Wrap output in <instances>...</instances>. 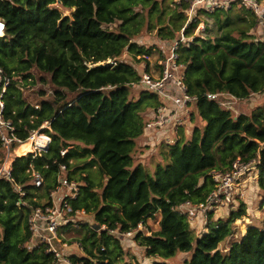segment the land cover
<instances>
[{"label":"trees","instance_id":"trees-1","mask_svg":"<svg viewBox=\"0 0 264 264\" xmlns=\"http://www.w3.org/2000/svg\"><path fill=\"white\" fill-rule=\"evenodd\" d=\"M58 6L73 13L64 15ZM188 7L189 0H0V21L6 25L0 68L13 80L5 118L24 142L46 125L43 131L52 139L42 156L17 157L13 177L35 206L40 202L34 198H47L56 188L61 165L81 183L72 208L93 215L94 226L77 231L84 255L72 256V264H132L124 263L121 239L109 231H136L150 219L158 221L159 229L135 232L134 240L148 258L159 260L154 264H169L178 254L189 255L184 264H264V222L249 227L227 251L221 249L245 215V204L201 235L176 210L186 202L205 203L216 186L211 173L231 170L236 160L261 163L257 184L264 193V106L237 114L207 99L227 92L244 101L264 92V37L258 21L237 7L204 13L199 16L205 30L197 34L201 20L188 23ZM183 29L193 41L180 48V61L206 125L171 147L163 156L167 163L157 165L152 176L140 163L138 142L159 100L145 90L132 96L131 85L141 78L137 57L148 50L135 39L155 32L169 43ZM125 52L136 65L120 59ZM35 73L54 88L53 100L44 90L36 104L27 100L26 93L37 85ZM31 167L44 177L41 191L30 184ZM19 203L13 186L1 180L0 264H53L50 255L27 250L30 212ZM102 226L106 230L98 232Z\"/></svg>","mask_w":264,"mask_h":264},{"label":"built area","instance_id":"built-area-1","mask_svg":"<svg viewBox=\"0 0 264 264\" xmlns=\"http://www.w3.org/2000/svg\"><path fill=\"white\" fill-rule=\"evenodd\" d=\"M234 7L249 10L256 17L257 28L264 37V0H189V7L185 13L188 23L193 20H201L196 32L199 34L200 31L205 30V23L199 16L200 14L228 11ZM5 31V22L0 21V40L5 37ZM184 31L183 29L175 41L165 42V45L159 48L149 47L145 54L138 57L141 78L139 82L131 85V88L143 89L158 98V107L150 110L147 115L145 141L164 145V142L168 140L166 146L169 149L183 137H185V141H188L193 131L189 132L186 128L192 123L194 129L199 127L197 122L200 120L197 115L198 97L189 93L186 84L187 67L180 61L179 56L180 48L188 46L193 41V38H187L184 35ZM108 63L113 64L111 61ZM12 81L4 69L0 68V144L5 153L3 162L0 164V181L5 180L13 186L14 193L20 199L19 205L30 212L28 225L31 238L26 245L27 250L40 251L50 255L53 257V264H72L71 257L79 256L74 251L79 250L84 253V250L80 243L68 244L64 235L67 232L80 229L81 225L85 224L79 223V221L90 215L85 210L74 211L72 208L71 202L79 196L81 183L71 180L68 176L67 166L61 165L56 188L50 192L47 198L41 200L34 198V201L40 202L39 206L31 204L26 199L27 192L24 186L18 184L13 177L14 161L20 156L17 151L24 144L32 142V152L30 153L35 159L48 151L52 139L43 131L48 125L35 131L25 142L18 138L15 125L5 118V96ZM260 95L264 96V92L254 96ZM207 99L226 109H233L243 101L227 92L208 94ZM193 114L198 116L197 121L194 120ZM14 144H18V147L14 148ZM72 148L62 150L61 156L65 157ZM260 164L257 160L249 163L236 160L231 170L225 173L213 171L211 175L216 186L206 202L199 205L186 202L176 210L185 215L189 222L194 224L200 221L203 227L205 224L207 226L211 214L216 215L218 210L229 207L234 203L235 198L241 195L242 189L246 188L247 179L254 171L259 170ZM29 173L30 184L41 191L45 181L43 175L37 172L34 167H31ZM90 227L93 229V226ZM142 227L140 225L138 230L122 235L117 231L109 232L112 235H117L120 239H131L134 238L135 232L142 231ZM104 230H106V226H102L99 231H96Z\"/></svg>","mask_w":264,"mask_h":264},{"label":"rangeland","instance_id":"rangeland-1","mask_svg":"<svg viewBox=\"0 0 264 264\" xmlns=\"http://www.w3.org/2000/svg\"><path fill=\"white\" fill-rule=\"evenodd\" d=\"M58 8L60 11H62V13L64 15H71L73 13V11L66 10L60 6H58ZM212 22L213 21L210 20L209 24H212ZM205 26H206V24H205ZM113 27H115V26H113ZM135 42H137V44H139L140 46H144V47H148V48L149 47H158L159 48V47H163L165 45V42L161 41L157 37L155 32H152V33L151 32H143L138 38L135 39ZM120 59L127 62L128 64H135V65L138 61V57H137V61H135L134 58H132L128 54V52H125ZM137 68L139 71H141L140 66H137ZM35 75H36V78L38 80L37 85L34 88H31L28 90V92L26 93L27 100L29 102L34 103V104L39 102L40 97L38 95V92L40 90H44L47 92V94H48V96L46 97L47 100H53L54 88L50 84L44 85L43 83H41L39 81V79L41 77L40 74L35 73ZM48 81H49V78H48ZM142 91H144V90L133 88L132 96L134 98H137L139 93ZM235 109H237V107H235ZM248 111H250V110H248V109L246 110L244 108V109H240L239 112H248ZM193 115H194V120L197 121L196 119L198 118V116L196 114H193ZM197 123H198V126L201 127V120H199ZM204 127H205V125L202 128H204ZM186 129L189 130V132L193 131L194 130L193 123L190 124ZM167 143H168V140L166 142H164V145L160 144L158 142H155V143L149 142L148 140L146 142L145 138L142 141L139 140V142H138V144H140L141 146L144 144V146H143L144 149L141 148L143 151L141 156H143L145 158L149 156L147 158L146 164L147 163L148 164L146 166H147V170L150 172V174L152 176L155 175V169H156L157 165H159V164L164 165L167 163L166 157H159L160 153H163V152L167 155V152L169 150V148H167V146H166ZM263 147H264V145H263ZM1 154H3L5 156V153L3 152V150L0 149V156H1ZM28 155H29V153H28ZM28 155H23V156H28ZM4 156H3V159H4ZM135 163L139 164V161L135 160ZM259 173H260L259 170L253 172V174L250 177L251 179L250 178L247 179L246 188H243L242 191L240 192L241 195L236 197L234 203L232 205H230L229 207L225 208L224 210H220V211L218 210L216 212V215H213V217L211 218L212 220H210V222L207 224V226L205 224V226L203 227V224H200L201 223L200 221H197L194 224L192 222H190V224H191L192 228H194V231L196 232V234L197 235L203 234L204 229L208 228L209 224H211L212 222L213 223L216 222V220H220V219L221 220H228L231 217L232 213H238L241 210L240 207H241L242 203L245 204L247 207L246 213H245V215L242 216L243 218L237 219V221L233 227V229H234L233 237L232 238L230 237L221 246V249H223L224 251H227L232 242L239 240L240 238H242L247 233V230L249 229V227H251V226L262 227L263 222H264V193L262 191H260L258 189V186H257V182L259 179ZM79 223L85 224V225H81V228H82V226H94V216L90 214L89 217L82 218L79 221ZM80 229L65 233V235H64L65 241L68 244H75V245L79 244L80 242L77 240V236H78L77 231H79ZM158 229H159L158 221H156L154 219L148 220L147 224L142 227V231L145 234H149V233L156 231ZM121 244L123 245V248H124L125 253H126V256L124 258V263L154 264L155 261H157V262L159 261V260H156L154 258H148L145 255L144 249L139 246V244L134 240V238H131V239L121 238ZM74 252L77 253V255H79V256L84 255V253L80 252L79 250H75ZM188 257H189V255H187V254H178L176 256V258L169 260L167 262L169 264H184V261L187 260Z\"/></svg>","mask_w":264,"mask_h":264},{"label":"crops","instance_id":"crops-1","mask_svg":"<svg viewBox=\"0 0 264 264\" xmlns=\"http://www.w3.org/2000/svg\"><path fill=\"white\" fill-rule=\"evenodd\" d=\"M263 35V34H262ZM260 106H264V96H253L252 98H249L248 100H244V101H242V102H240V104L237 106V109H235V112L237 113V114H240V113H245V114H248V113H250L252 110H254L255 108H257V107H260ZM248 109V110H250V111H248V112H239L240 111V109ZM201 120V119H200ZM204 125H206V123H204L202 120H201V128L204 126ZM143 146H144V144L141 146V148H143ZM144 149V148H143ZM146 151V150H145ZM167 152V151H166ZM143 153V151H142V149H140L139 150V153H138V155H140V154H142ZM164 152L163 153H160V155H159V157H163L164 156ZM150 155V154H149ZM149 157V156H148ZM148 157H143V156H141L140 155V163H142V164H146V162H147V158ZM151 158V157H150ZM148 164V163H147ZM257 186H258V184H257ZM208 231V229H204V233L205 232H207Z\"/></svg>","mask_w":264,"mask_h":264},{"label":"bare ground","instance_id":"bare-ground-1","mask_svg":"<svg viewBox=\"0 0 264 264\" xmlns=\"http://www.w3.org/2000/svg\"><path fill=\"white\" fill-rule=\"evenodd\" d=\"M30 152H32V142L24 144L17 151L20 156L26 155L28 153L30 154Z\"/></svg>","mask_w":264,"mask_h":264}]
</instances>
